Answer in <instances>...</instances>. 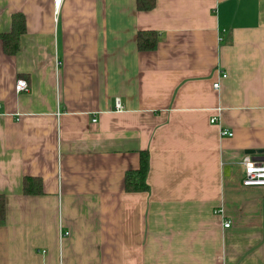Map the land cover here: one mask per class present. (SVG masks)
<instances>
[{"label":"crops","instance_id":"0c3cea01","mask_svg":"<svg viewBox=\"0 0 264 264\" xmlns=\"http://www.w3.org/2000/svg\"><path fill=\"white\" fill-rule=\"evenodd\" d=\"M0 105V264H264V0H0Z\"/></svg>","mask_w":264,"mask_h":264},{"label":"trees","instance_id":"16d2710c","mask_svg":"<svg viewBox=\"0 0 264 264\" xmlns=\"http://www.w3.org/2000/svg\"><path fill=\"white\" fill-rule=\"evenodd\" d=\"M140 10H150L156 6V0H137ZM11 32L3 34L4 50L8 54H15L19 50V39L26 30L25 16L15 15ZM140 50H154L160 41V35L154 30H141L137 37ZM150 169V155L144 150L140 153V166L137 169L128 170L125 175V189L127 191H148L150 186L147 176ZM26 194H42L43 181L39 176H25L23 182ZM6 221V199L0 193V225Z\"/></svg>","mask_w":264,"mask_h":264},{"label":"built area","instance_id":"2783aa9c","mask_svg":"<svg viewBox=\"0 0 264 264\" xmlns=\"http://www.w3.org/2000/svg\"><path fill=\"white\" fill-rule=\"evenodd\" d=\"M56 9H59L60 5L62 4L63 0H54ZM224 77L227 76L226 73L223 74ZM214 87L218 89L220 87V82L217 81L214 83ZM29 89L28 81L24 78H20L16 84V91L18 93L27 91ZM116 108L121 110L123 108L120 99L117 98L116 101ZM1 109V105H0ZM94 122L97 121V118L93 119ZM212 123L218 122L217 117H213L211 120ZM222 136H232L233 132L228 129L222 128L221 130ZM242 166H243V180L242 183L244 186H264V159H256L251 154H246L242 159ZM221 212L224 210L221 209ZM224 226L226 228L231 226V220H225Z\"/></svg>","mask_w":264,"mask_h":264}]
</instances>
